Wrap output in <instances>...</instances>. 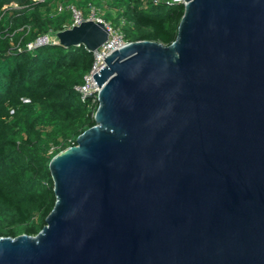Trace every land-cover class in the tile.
I'll return each instance as SVG.
<instances>
[{
	"label": "water",
	"instance_id": "obj_1",
	"mask_svg": "<svg viewBox=\"0 0 264 264\" xmlns=\"http://www.w3.org/2000/svg\"><path fill=\"white\" fill-rule=\"evenodd\" d=\"M176 39L99 62L95 124L49 163L36 234L0 264H264V0H185ZM95 51L85 20L58 31Z\"/></svg>",
	"mask_w": 264,
	"mask_h": 264
},
{
	"label": "trees",
	"instance_id": "obj_2",
	"mask_svg": "<svg viewBox=\"0 0 264 264\" xmlns=\"http://www.w3.org/2000/svg\"><path fill=\"white\" fill-rule=\"evenodd\" d=\"M74 4L120 26L127 42L171 44L183 3L166 0H0V236L36 235L56 202L53 156L96 122L98 101L81 100L95 56L84 44L27 49L39 36L69 28Z\"/></svg>",
	"mask_w": 264,
	"mask_h": 264
},
{
	"label": "built area",
	"instance_id": "obj_3",
	"mask_svg": "<svg viewBox=\"0 0 264 264\" xmlns=\"http://www.w3.org/2000/svg\"><path fill=\"white\" fill-rule=\"evenodd\" d=\"M167 4L171 3H183L185 4V0H166ZM69 10L71 12L72 22L70 27L79 25L85 20H93L95 22L101 23L105 26L108 31V39L106 42L99 47L98 50L94 51V62L90 69V71L84 76V83L82 85L76 86L75 88L81 95V100H86L89 97H94L98 101V93L99 87L93 81V74L97 72L96 68L100 61L103 60L104 57L110 55L114 50L120 49L128 42L125 41L122 28L120 26H116L110 21L105 20L102 16L99 15L97 9L91 6L87 16L84 15L81 9H79L74 4L68 5H59L58 11ZM59 43V40L55 34H45L39 36L34 42H30L27 44V49H33L37 46L47 45Z\"/></svg>",
	"mask_w": 264,
	"mask_h": 264
}]
</instances>
